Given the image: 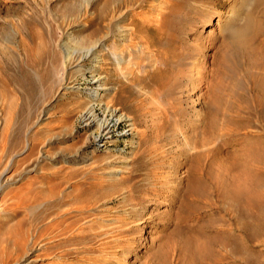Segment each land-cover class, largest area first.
Segmentation results:
<instances>
[{"label":"rangeland","instance_id":"rangeland-1","mask_svg":"<svg viewBox=\"0 0 264 264\" xmlns=\"http://www.w3.org/2000/svg\"><path fill=\"white\" fill-rule=\"evenodd\" d=\"M247 20L236 41L230 25ZM122 27L135 30L133 42ZM129 42L203 74L180 96L201 102L203 90L210 109L186 162L168 144L172 126L164 134L139 108L141 84L167 108L158 84L169 75L145 65L130 78ZM109 103L136 125L119 126L106 147L93 135ZM2 156L14 168L0 199L14 196L17 211L0 204V264H264V0H0ZM166 177L170 194L156 184ZM102 225L109 235L100 238Z\"/></svg>","mask_w":264,"mask_h":264},{"label":"bare ground","instance_id":"bare-ground-1","mask_svg":"<svg viewBox=\"0 0 264 264\" xmlns=\"http://www.w3.org/2000/svg\"><path fill=\"white\" fill-rule=\"evenodd\" d=\"M260 2H262L263 0H258ZM194 4V3H193ZM121 5V4H120ZM135 5V4H134ZM195 5V4H194ZM191 6V5H190ZM193 7V6H191ZM194 8V7H193ZM120 9V7H119ZM191 9V8H190ZM162 10V9H161ZM166 10V9H165ZM185 11V10H184ZM189 11V10H188ZM165 12V11H164ZM114 13V12H113ZM118 14V15H117ZM191 14V13H190ZM163 11H161L160 15L154 19L152 22H157V23H161V21H163ZM197 16V14H196ZM195 16V17H196ZM206 16V15H205ZM101 17V16H100ZM110 17V14H109ZM193 17V16H191ZM202 17V16H200ZM199 17V19H200ZM115 18L120 19L121 15L119 13V11L115 14L112 15V19H108L110 20H114ZM141 18V17H140ZM189 18V17H188ZM209 19H207L206 21H203L202 27L204 28L205 26L211 27L214 22H213V18L212 17H208ZM192 19V18H191ZM131 20V19H130ZM142 20V19H141ZM194 20V19H193ZM192 20V22H193ZM235 20V19H234ZM151 21V20H148ZM188 21V20H187ZM126 22V21H125ZM151 22V23H152ZM195 22V21H194ZM237 21L233 22L232 25H230V27H234L233 28V35L234 37H236V41H238L239 38L243 37L249 29V24H250V20H247L246 25H240V26H236L237 25ZM184 26L186 25V23H183ZM228 24V23H227ZM146 25V24H145ZM151 25V24H150ZM159 26V24H157ZM161 25V24H160ZM198 25V24H196ZM189 26V24H188ZM193 26V25H192ZM201 26V25H200ZM161 27V26H160ZM195 27V26H194ZM193 27V29H194ZM186 28V27H185ZM184 28V29H185ZM201 28V27H200ZM187 29V28H186ZM192 29V30H193ZM259 29V28H258ZM120 30L122 31V33L125 30H131L132 33L130 34H125V36L130 37V42H133L134 39V32L135 30L133 28L131 29H126L123 27L120 28ZM196 30V29H195ZM204 30V29H203ZM254 30V29H253ZM191 31V30H190ZM257 31V30H256ZM261 30H259L260 33ZM120 32V31H119ZM128 32V31H127ZM194 32V31H193ZM251 33V32H250ZM256 33V32H255ZM100 34V33H99ZM254 33H252V35L248 36L251 41L252 36ZM257 34V33H256ZM261 34V33H260ZM224 35V34H223ZM260 37V36H258ZM233 38V36H232ZM256 38V37H255ZM129 39V38H128ZM127 39V40H128ZM234 39V38H233ZM234 39V40H235ZM254 39V38H253ZM241 40H245L244 38H242ZM240 40V41H241ZM257 40V39H256ZM197 41H200V38L197 39ZM248 40V43L250 42ZM253 41V40H252ZM117 42V41H116ZM129 42V43H130ZM137 42V41H136ZM135 43V42H134ZM146 43V42H145ZM238 43V42H237ZM255 43V42H252ZM125 44V43H124ZM131 44V43H130ZM129 44V46H130ZM197 44V43H196ZM199 44V43H198ZM245 44V43H244ZM250 44V43H249ZM132 45V44H131ZM204 45V44H203ZM195 46V45H194ZM200 46V45H198ZM139 47V46H138ZM136 45H132L131 47H129L130 50V54H129V61L127 62V70H129V74H130V78H134L137 77V73H139L144 67L145 65L148 66H154L156 67L155 69L160 70V71H165L168 75H169V79H166L165 81H161V83L158 84V88H163L165 90V94H164V98L165 100H167V108L162 107L159 105V98L157 97V93L158 91H152L151 93L148 92V90H146L147 86L146 84L144 85H139L138 89L140 90L139 92L142 93V96L145 97L144 99L146 100V102H140L139 104V108L143 110V114H142V119H144L145 121L147 119H151V122L157 126V129L161 130L164 134L167 130V128H169L170 126H172L171 129V133L170 135L167 137V141L169 142L168 144H172L173 146V150L174 152H176L175 154H179L180 153V157H183L184 161L186 162V160L188 161V159H191V156H193V153L195 150H197V144L199 142V140L201 139V137L205 136L206 133V117H207V113L210 110L208 108V106L205 105L206 103V99H207V95L206 93L203 92V90L200 91V95H203V99H201L200 101H195V102H189V100L181 98L180 96L185 95L186 93H188V96L191 97L192 93L194 92V85L197 86V84H201L203 81V74L201 72L200 69H197L198 64H196L197 66L195 68L192 69V66L190 65V63H184V62H180V60L177 59L176 56H174V58H170L169 56L163 55L161 57L157 56V54H153L151 52V49L149 47V45H147V47H145V50H139ZM204 47V46H203ZM247 47H249L248 49H250L251 46L247 45ZM95 47H89L88 51L86 54H81V56L83 55V57L87 56L89 53H93L95 50ZM124 48V47H123ZM128 48V47H127ZM143 48V47H142ZM199 49V48H198ZM187 51V50H186ZM193 51V50H192ZM198 52L202 53V47L197 50ZM248 51V50H246ZM245 51V52H246ZM83 52V51H82ZM189 52V51H188ZM197 52V53H198ZM244 52V51H243ZM252 52V51H251ZM249 52L252 55H248V57H250L249 59L254 58V61H252L251 63L255 62L256 57H259V53L258 50H254V54ZM124 50H120L114 49V58L116 60L117 63H119V67L122 65L123 62H125L124 58ZM200 53V54H201ZM256 54L258 56H256ZM190 56V55H189ZM234 56V55H233ZM188 57V56H187ZM189 58V57H188ZM82 59V58H81ZM186 59V58H185ZM258 59V58H257ZM256 59V60H257ZM189 59H187L188 61ZM73 61V60H72ZM192 63V62H191ZM200 66V65H199ZM151 68V67H150ZM149 69V68H148ZM149 71V70H148ZM147 71V73H148ZM141 73V72H140ZM145 72V74H147ZM104 77L102 78H98V80L96 82L100 83L101 80H103ZM128 78V79H130ZM97 79V78H96ZM89 81V79L87 80ZM130 82H132L130 80ZM188 82L192 83V89L190 87V85L187 86V90H183L184 85L187 84ZM86 83V82H85ZM197 83V84H196ZM200 86V85H199ZM213 86V85H212ZM98 90H103L100 86L97 88ZM203 89V88H202ZM180 91V92H179ZM203 92V93H202ZM97 94H99V92L97 91ZM160 94V93H159ZM205 94V96H204ZM116 95V93H115ZM101 96V95H100ZM100 96H95L94 94H91V100L92 101H97L99 100ZM114 98V97H113ZM186 98V97H185ZM201 98V97H200ZM199 98V99H200ZM100 101V100H99ZM194 101V100H193ZM222 101V100H221ZM91 103V102H90ZM100 103V102H99ZM99 103H93L91 106L90 111L88 112L87 110V115L90 117L89 120L92 123H96V109H98V107H100L101 105ZM111 103H109L110 106ZM186 104V105H184ZM112 105V104H111ZM109 106L106 107L105 109V114H106V118L103 121H100V123L98 124L97 129L95 130V134L93 135L95 141H102L104 142L103 146H111L112 143H114L115 138H116V132H117V128L119 126L125 125L126 127L128 126L127 123L128 122H132V124L129 125L130 126H135L136 125V119L132 118L130 116H128L127 114L121 113L123 110L122 109H117L114 110L113 107L116 106L114 103L112 105V107L110 108ZM103 107V106H102ZM226 110V109H225ZM142 113V112H141ZM85 114V113H84ZM85 120V119H84ZM101 120V119H100ZM87 122V121H86ZM160 123V124H157ZM173 124V125H172ZM153 125V126H154ZM90 126V125H89ZM119 129V128H118ZM163 134V136H164ZM223 134V133H222ZM92 137V138H93ZM93 139V140H94ZM159 139V137H158ZM205 139V138H204ZM165 140V139H164ZM164 142V141H163ZM167 144V143H166ZM167 144V145H168ZM165 146V145H164ZM197 148V149H196ZM161 149V148H160ZM208 149V148H207ZM170 150V149H169ZM168 151V150H167ZM172 151V150H171ZM173 153V152H172ZM169 154V153H168ZM4 156V155H3ZM0 157V179H2V177H4L5 174H8L9 172H11V170L14 168V164L12 161L10 160H5V157ZM167 156V155H166ZM172 157V156H171ZM170 157V158H171ZM174 157V156H173ZM177 157V156H176ZM185 157V158H184ZM169 159V158H168ZM174 159V158H173ZM177 159V158H176ZM163 160V158H162ZM178 166L176 167V169L179 168V166L181 165L180 159H178ZM175 161V159H174ZM171 162V161H170ZM164 163V162H162ZM188 163V162H187ZM17 165V164H16ZM17 167V166H16ZM162 167V166H161ZM166 167V165H165ZM105 170V169H104ZM174 170V169H173ZM165 171V170H164ZM171 171V170H170ZM173 172V171H172ZM163 173V172H162ZM161 173V174H162ZM169 176V175H168ZM172 176V175H171ZM174 176V175H173ZM157 180V179H156ZM175 181V180H174ZM156 184H160V189H162V193H172L171 191H173L172 189H174L176 187V184L172 183L171 180L169 178H163L161 180L158 181V183ZM80 186V185H79ZM78 186V187H79ZM2 182H0V190H2ZM154 187H157L156 185ZM52 191V190H51ZM150 192L152 194L157 193V189H151ZM3 193V192H2ZM10 194V193H9ZM1 195V194H0ZM7 195V194H6ZM12 195V194H10ZM69 195V194H68ZM155 195V194H154ZM8 197V196H7ZM14 197V196H13ZM10 198L12 199L11 201L14 200V198ZM78 197V196H77ZM83 197V196H82ZM158 197V195H157ZM2 198V197H1ZM69 198V197H68ZM86 198V197H85ZM168 198V197H167ZM172 198V197H171ZM76 200V199H75ZM80 200V199H79ZM170 200V199H169ZM9 201V199H0V204H4L5 208L3 211L7 210H11L10 212H12L14 210V208L17 206V204H12V203H8L11 202ZM152 201V200H151ZM90 202V201H89ZM76 203V202H75ZM139 204V203H138ZM102 205V204H101ZM1 207V206H0ZM73 207V206H72ZM94 209V208H93ZM78 210V209H77ZM84 210V209H83ZM17 211V210H14ZM79 212L82 210H78ZM80 212V213H81ZM95 212V211H94ZM79 213V214H80ZM84 213V212H83ZM73 215V214H72ZM78 215V214H77ZM80 216V215H79ZM83 217V216H82ZM1 220V219H0ZM85 220V219H84ZM51 221V220H50ZM83 221V220H82ZM91 222V221H90ZM1 223V222H0ZM2 223H4L2 221ZM7 223V222H6ZM53 223V222H52ZM103 224V223H102ZM69 225V224H68ZM49 227L51 225H48ZM55 226V225H53ZM60 226V225H59ZM75 226V225H74ZM94 226V225H93ZM1 227V226H0ZM47 227V229H49L51 231V229ZM62 227V225L60 226ZM71 227V226H70ZM98 227H102L101 231L98 232L97 237H107L109 235V232L103 228L104 225L102 226H98ZM4 228V227H3ZM56 228V227H55ZM54 228V229H55ZM58 228V227H57ZM56 228V229H57ZM77 228V227H76ZM75 228V229H76ZM46 229V230H47ZM53 229V228H52ZM1 230V228H0ZM66 231V229H64ZM80 230V229H78ZM94 230V229H93ZM55 231V230H52ZM51 231V232H52ZM63 231V230H62ZM61 231V232H62ZM76 231V230H74ZM90 231V230H89ZM71 232V231H70ZM79 232V231H78ZM77 232V233H78ZM67 233V232H66ZM76 233V234H77ZM63 234V232H62ZM73 234V233H72ZM74 235V234H73ZM78 235V234H77ZM80 236V235H79ZM25 238V236L23 235V237L19 238L20 240L22 239V241H24L23 239ZM76 238H78L76 236ZM18 240V239H17ZM76 240V239H75ZM107 244V242H106ZM108 245V244H107ZM111 245V244H110ZM51 249V248H50ZM9 250V249H8ZM14 251V250H13ZM12 251V252H13ZM12 252L10 251L8 254V258L10 257V254H12ZM22 253H19V251L17 252V256L21 257ZM11 259V258H10ZM18 259V258H17ZM6 262V261H5Z\"/></svg>","mask_w":264,"mask_h":264}]
</instances>
